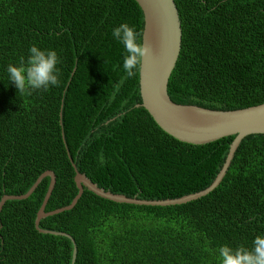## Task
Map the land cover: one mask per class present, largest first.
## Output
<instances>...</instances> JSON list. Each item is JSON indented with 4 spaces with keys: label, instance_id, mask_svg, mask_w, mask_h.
I'll return each instance as SVG.
<instances>
[{
    "label": "trees",
    "instance_id": "1",
    "mask_svg": "<svg viewBox=\"0 0 264 264\" xmlns=\"http://www.w3.org/2000/svg\"><path fill=\"white\" fill-rule=\"evenodd\" d=\"M173 1L180 48L166 84L169 99L211 110L264 102V0ZM122 22L140 41L135 0H0V199L24 193L50 169L55 182L44 210L69 204L77 191L70 166L76 153L79 173L126 197L176 198L213 180L233 136L185 143L142 107L124 111L80 149L92 129L140 102L139 69L126 78L125 49L112 36ZM32 45L55 50L60 85L20 93L7 66L26 61ZM48 180L2 206L0 264H70L69 239L33 227ZM38 226L73 239L74 264H220V246L251 248L264 234V135L238 146L203 197L144 206L82 188L71 209Z\"/></svg>",
    "mask_w": 264,
    "mask_h": 264
},
{
    "label": "water",
    "instance_id": "2",
    "mask_svg": "<svg viewBox=\"0 0 264 264\" xmlns=\"http://www.w3.org/2000/svg\"><path fill=\"white\" fill-rule=\"evenodd\" d=\"M135 3L139 7L142 17L140 42L149 47V52L143 57L138 73L140 102L114 114L92 129L83 140L80 149L90 137H93L114 118L128 109L139 107H142L147 112L162 131L185 143L204 145L231 135L233 138L228 146L226 156L210 184L202 190L176 198H135L126 197L122 193H112L109 190H104L77 171V153L70 164L74 173L73 181L77 191L69 204L52 211L44 210L55 182L53 171L50 169L40 172L24 193L17 195L4 194L0 199V211L7 200L27 197L40 180L48 176L46 191L36 212L33 227L38 232L59 235L69 239L72 245L70 264H74L76 252L73 239L67 233L40 228L38 225L41 218L71 209L80 197L82 188L101 198L131 205L166 206L185 203L205 196L219 184L240 144L250 137L264 135V102L229 110H211L199 105L169 99L166 93V84L180 48V26L176 5L173 0H135Z\"/></svg>",
    "mask_w": 264,
    "mask_h": 264
},
{
    "label": "clouds",
    "instance_id": "3",
    "mask_svg": "<svg viewBox=\"0 0 264 264\" xmlns=\"http://www.w3.org/2000/svg\"><path fill=\"white\" fill-rule=\"evenodd\" d=\"M113 38L122 43L126 52L122 67L126 78H132L142 65L143 57L148 54L149 47L139 41V33L126 22L120 23L112 30ZM58 56L55 50H42L36 45L29 48V55L21 60L19 65L7 66L8 80L12 81L20 93L29 90H48L49 86H59V70L57 69ZM120 81L116 85L119 88ZM99 162L104 163L102 154ZM220 264H264V234H258L252 241V247L238 246L232 248L222 245L218 249Z\"/></svg>",
    "mask_w": 264,
    "mask_h": 264
}]
</instances>
